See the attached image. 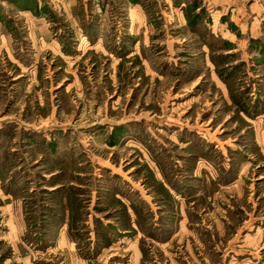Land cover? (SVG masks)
Here are the masks:
<instances>
[{"label": "rangeland", "instance_id": "374dc122", "mask_svg": "<svg viewBox=\"0 0 264 264\" xmlns=\"http://www.w3.org/2000/svg\"><path fill=\"white\" fill-rule=\"evenodd\" d=\"M0 264H264V0H0Z\"/></svg>", "mask_w": 264, "mask_h": 264}, {"label": "crops", "instance_id": "0c3cea01", "mask_svg": "<svg viewBox=\"0 0 264 264\" xmlns=\"http://www.w3.org/2000/svg\"><path fill=\"white\" fill-rule=\"evenodd\" d=\"M209 2V1H208ZM257 2H253L251 5L249 4V10H250V12L253 14L254 13V11L255 10H257ZM254 8V9H253ZM237 9H239V7H237ZM236 8H230V10H231V12L233 13L234 11H236L237 10Z\"/></svg>", "mask_w": 264, "mask_h": 264}, {"label": "trees", "instance_id": "16d2710c", "mask_svg": "<svg viewBox=\"0 0 264 264\" xmlns=\"http://www.w3.org/2000/svg\"><path fill=\"white\" fill-rule=\"evenodd\" d=\"M244 109H246V108H244ZM246 111V113H248V110H245ZM249 114V113H248Z\"/></svg>", "mask_w": 264, "mask_h": 264}]
</instances>
